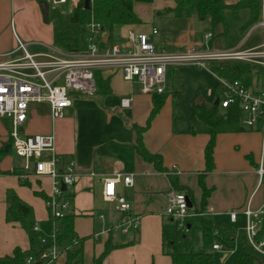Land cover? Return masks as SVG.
Listing matches in <instances>:
<instances>
[{
	"label": "crops",
	"instance_id": "0c3cea01",
	"mask_svg": "<svg viewBox=\"0 0 264 264\" xmlns=\"http://www.w3.org/2000/svg\"><path fill=\"white\" fill-rule=\"evenodd\" d=\"M41 1L43 0H0V61L5 58L4 54L16 48L17 37L26 43L27 48L33 50L28 49L32 53L47 52L50 47H56L54 26L49 18L44 19ZM44 1L49 4V15L55 7L51 6L50 2L64 4L56 3L57 0ZM225 1L227 4H234L239 0ZM137 3L139 2L134 3V11L141 22L120 26L119 41L124 40L130 29L150 33L153 28H157L158 34L152 35L151 38L158 49L164 46L175 49L182 45H192L194 41L205 42V34L208 32L213 33L208 42L212 49L216 50L236 47L246 49L260 44L245 45V41L224 44L218 38L227 37L230 26L227 35H222L223 26L213 28L210 18L202 19L197 15L175 17L169 12L176 7L174 0L140 2L147 8L145 16L137 11V5H142ZM155 21L158 23L155 24ZM104 74L105 78H109L111 93L97 95L100 103H88L87 106L100 108L106 115L108 127L113 126L112 132L106 136L107 140L102 143L105 146L101 147L100 152L93 153L88 152L85 146L83 149H77L76 141L68 142L61 136H55L58 154L65 160L74 158L77 163L78 177L70 192L73 195V210L77 214L75 231L80 237H85L84 263L94 264V258L103 253L107 241L110 240L114 247L105 257L103 264H172L171 256L165 251L163 237V227L169 224L166 215L168 190L172 187L178 189V186L182 188L179 190L191 189L195 205L199 208L203 194L199 179L200 175L204 174V182L207 188L211 189L206 209L213 207L214 213L210 214L213 218L217 215L227 216L229 223L234 226L242 218L241 212L258 184L257 166L261 156L263 134L259 127L244 129L241 125L239 131L218 133L213 152L215 166L212 171L207 172L205 151L211 135L203 131V122L198 126L193 125L200 121L192 118L196 112L194 104L192 114L187 118L182 116V124H176L174 97L171 89L167 90L168 95L161 110L143 134V142L148 150L162 155L165 170L160 171L134 149L137 142L134 126L146 125L154 105L153 94H143L139 85L125 81L120 72ZM252 81L253 84L254 79ZM124 97L133 99L129 108H122L120 105ZM44 104L49 111L47 103H33L28 119L17 127L20 137L48 133L55 135L54 120L50 111L49 115L40 117L35 110V106ZM125 109L128 110L124 111ZM5 118L8 117H0V149L3 148L5 152L0 157V232L4 233L7 239L4 248L0 250V259L10 264L7 257L13 256L15 248L29 250L31 242L37 240L21 221L8 222L7 209L11 205V195H16L21 202L29 206L30 215L27 220L30 223L45 224L50 222V219L44 194L51 190V179L30 177L27 183L21 181L19 173L24 172V160L19 164L13 160L11 153L14 149L10 136L13 121L8 118L12 126L10 130L4 124ZM173 165L178 166L179 172L168 175L166 172ZM116 166L122 168L124 173L134 175L132 187L118 185L119 192L124 194L131 204V216L138 218L137 227L129 228L127 232L117 228L124 214L116 209L114 202L106 201L103 197L104 178L110 176ZM234 175H238V179H245V182H235ZM261 199L262 193L256 192L253 206H258ZM232 211L240 212L236 223L230 220L229 213ZM40 229L37 233L43 232L41 227ZM96 234L98 235L95 236ZM221 250H224V253L220 256V262L225 264L229 253L226 249ZM65 259L66 256H62L58 260L59 264H65Z\"/></svg>",
	"mask_w": 264,
	"mask_h": 264
},
{
	"label": "built area",
	"instance_id": "2783aa9c",
	"mask_svg": "<svg viewBox=\"0 0 264 264\" xmlns=\"http://www.w3.org/2000/svg\"><path fill=\"white\" fill-rule=\"evenodd\" d=\"M262 11L261 23L264 29V0ZM85 28V42L80 50L70 52L50 47L47 52L32 53L26 43L17 37L16 48L4 54L5 58L0 61V117H8L13 121L10 132L12 147L24 160V172L19 176L22 180L30 177L51 179V190L45 198V204L49 219L54 223V230L50 237H39V252L28 256L26 264H55L62 256H66L68 247L57 243L56 219L74 212L70 188L75 185L78 177L76 160H65L58 154L53 133L34 134L25 138L19 136L17 127L26 122L33 103H47L52 119L61 118L65 109L72 106L76 94L89 97L97 94L98 71L109 74L118 71L125 81L139 85L143 94H162L168 90L169 66H196L209 70L217 79V86L220 88L218 94L216 90L208 89L210 100H218L220 108L226 113L228 108L238 107L242 115L241 126L244 129L259 127L263 134L257 167L258 184L241 212L245 218V226L235 231V237L240 229L245 232L248 243L264 259V35L262 43L246 49L208 48L206 43L213 36L212 32L205 34V42L194 41L192 45H182L175 49L167 46L158 49L151 38L158 34L157 28H153L150 33L130 29L121 41L111 37L94 18ZM108 33L110 35L106 38ZM226 61H243L262 66L263 73L259 77L258 72L254 71V83L246 85L238 78L230 79L220 75L212 67V64L219 66ZM132 100V97L122 98L121 107L129 108ZM175 171L179 172L177 165H173L166 173L172 175ZM63 184L66 189H63ZM119 184L132 187L134 175L126 174L122 168L116 166L112 174L104 178L103 197L106 201L114 202L116 209L124 214L117 228L127 232L129 228L137 227L138 218L131 216V204L119 192ZM256 192L262 193V199L258 206H253ZM188 198L190 196L185 190L175 187L167 192L166 215L169 222L181 230H189L193 226L188 221L190 217L214 213L213 207L205 212L195 211L194 205H188ZM239 213H229L232 223L238 221ZM32 230L40 232L38 222H34ZM234 245H237L236 241ZM221 249L225 248L220 242L213 244V250Z\"/></svg>",
	"mask_w": 264,
	"mask_h": 264
},
{
	"label": "trees",
	"instance_id": "16d2710c",
	"mask_svg": "<svg viewBox=\"0 0 264 264\" xmlns=\"http://www.w3.org/2000/svg\"><path fill=\"white\" fill-rule=\"evenodd\" d=\"M154 0H91V9L85 8V0H79L73 10L64 14L58 8L54 7L50 11L49 20L54 26V41L57 48L65 51H77L83 46L86 37V24L94 18L95 21L101 23L104 29L113 37L114 29L117 26L125 24H137L141 20L134 11L135 2L149 3ZM176 7L170 9L175 17L197 15L199 18H210L213 28L218 25L223 26L222 35H227L229 31V23L227 14L230 13L236 20L240 18V12L248 11V19L240 29L245 30L248 27L262 21V0H239L234 4H227L225 0H174ZM212 67L220 75L230 79L238 78L246 85H250L253 80V72L256 71L259 77L263 73V67L257 66L243 61H226L220 63L219 66L212 64ZM101 71L96 72V80L98 92L96 95H108L111 93L109 86V78L104 77ZM220 92V88L216 86V93ZM174 98L182 95L180 89L171 91ZM167 91L162 94H153V108L145 126H134L137 133V142L134 145L136 153L144 160L153 163L156 169L164 171L163 159L160 153H153L143 142V134L150 127L152 119L161 110ZM196 112L192 118L200 120L204 123V132L211 135V139L206 146V171L214 169V147L216 136L221 132H236L240 130L241 111L238 107H230L226 112L220 108L216 101L202 100L195 102ZM4 149H0V157L4 155ZM249 158V157H248ZM21 175V173H19ZM204 174L200 175V186L202 188V201L199 208L196 207L193 199V191L187 189L195 211L205 212L208 203L207 198L211 193V189L207 188L204 182ZM21 179V177H20ZM27 183V180H22ZM178 189L180 186H178ZM42 194L41 192H38ZM47 194H44V198ZM30 208L20 201L16 195H11V205L7 209L8 222L21 221L28 227V217ZM77 214L70 212L63 218L56 219L57 224V243L68 249L66 251L65 264H85L84 263V241L85 237H80L75 231V219ZM193 226L189 230H181L169 222L163 227V237L165 245L168 246L169 255L172 258V264H215L213 254V244L220 242L228 253L235 249L234 242L238 245L237 256L232 260L225 261V264H264V259L254 251L248 243L245 232L241 229L235 237L236 229L232 224H225L214 220L212 215H194L188 219ZM34 222H32L31 227ZM238 230V229H237ZM202 237V250L190 249V239L194 241L198 235ZM38 240L31 242L29 250L23 251L17 247L13 256L7 257L10 264H26L28 256L38 254ZM114 245L110 240L106 243L103 253L94 258V264H103L105 257L113 249ZM185 247V248H184Z\"/></svg>",
	"mask_w": 264,
	"mask_h": 264
},
{
	"label": "rangeland",
	"instance_id": "374dc122",
	"mask_svg": "<svg viewBox=\"0 0 264 264\" xmlns=\"http://www.w3.org/2000/svg\"><path fill=\"white\" fill-rule=\"evenodd\" d=\"M77 1L78 0H67V2L64 4H54L53 2H50V4L51 6L54 5L64 14H68L73 10ZM137 4H142V5L139 7V5ZM137 4H136L137 11H139V13H142L145 16V12L147 10V8L143 6L145 4L140 2ZM240 13H241V18H239V20L234 19L230 13L227 14L228 23L230 26V33L228 34L227 37H219L218 39H221L224 42V44H226V42L227 44L228 43L231 44L240 41H245V45L262 43L264 29L261 21L248 27L245 30L243 29L241 30L240 27L246 23L249 13L247 10H243ZM157 23L158 21H155V24ZM119 27L120 26H117L114 29V33H113V37H115L116 40L117 39L119 40L121 37L120 36L121 29ZM206 46L212 49V46L208 41L206 43ZM28 49L33 51L30 47ZM116 73L119 72L117 71ZM167 76H168V91H170V89L171 91L172 89H180L182 92L181 96L174 98L173 100L174 110L175 112H177V118L175 119L176 124L178 122L182 124V121H180L182 120V116L183 118H187L189 115L192 114L194 110L193 104L197 102L199 98H202L205 101L209 100L210 98L207 96L208 89L215 90L218 83L215 76L212 73H210L209 70H207L206 68L196 67V66H192V67L169 66L167 69ZM137 92H139V90H137ZM98 98L97 95L89 97V96H84V95L81 96L79 94H76L75 97H73V104H72L73 108H66L63 118L62 119L57 118L54 120L55 136L56 135L61 136V138H63L64 141H68V142L76 141L77 149H83L82 147L85 146L89 150L88 152L91 151L93 153L100 152L99 150L101 149V147L105 146L104 144L102 145V143L107 140L106 136H108L107 134H110L112 132L113 126L108 127L106 122L107 121L106 115L105 113H103V111H101L100 108H96V106H87L88 103H93L94 105L95 104L98 105V103H100ZM35 110L37 111V114L40 117L49 115L48 107L46 106V104L35 106ZM127 110L128 109H125L124 111ZM4 124L7 125V127H9L10 130L12 129L10 119L5 118ZM199 124H202V121H197L193 125L198 126ZM11 155L13 157V160H16L18 164L21 161H23V159L20 158L15 153L14 150L12 151ZM233 178L235 179V182L238 181L242 183L245 182V179L242 178L238 179V175H234ZM256 181H257V176H256ZM241 217L242 218L238 221V223L234 224V228L236 230L239 228H243L245 226V219L243 218L242 215ZM214 220H218L225 224H230L229 218L224 215L214 216ZM43 223L41 222L39 223L40 227L43 230L42 233H34L31 227L32 222L30 223V221H28L27 223L28 224L27 229H29V231L34 234V237L37 240L41 235L45 237H50V235L53 233L54 230L53 221L50 220V222L48 221L45 224ZM0 238H1L0 250H2L5 246V241L7 238L2 232H0ZM190 241H192L189 247L190 249L192 248L196 250H202V237L200 234L198 235V238L195 241L192 238L190 239ZM169 250L170 249H168V246L165 245V251L168 253ZM223 251L224 250L213 251L215 264H222L220 262V256L222 253H224ZM237 251H238V245H235V250L229 253L228 260L234 259L237 256ZM57 263L59 264L60 261L56 262L55 264ZM0 264H6V263L2 259H0Z\"/></svg>",
	"mask_w": 264,
	"mask_h": 264
},
{
	"label": "water",
	"instance_id": "95a60500",
	"mask_svg": "<svg viewBox=\"0 0 264 264\" xmlns=\"http://www.w3.org/2000/svg\"><path fill=\"white\" fill-rule=\"evenodd\" d=\"M41 7H42V12H43V15H44V19L45 20H48L49 18V4L47 1H41ZM85 8L87 9H91L92 6H91V0H85ZM109 33L106 35V38L109 37ZM202 101V98H199L198 99V102ZM216 104H218V100L216 101ZM228 115V112L225 114V116ZM63 189H66V185L63 184ZM188 205L190 207H192L193 203H192V200L190 198H188Z\"/></svg>",
	"mask_w": 264,
	"mask_h": 264
}]
</instances>
